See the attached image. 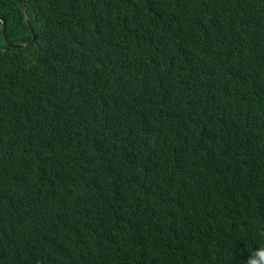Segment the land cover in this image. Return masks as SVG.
Returning <instances> with one entry per match:
<instances>
[{"label":"trees","instance_id":"16d2710c","mask_svg":"<svg viewBox=\"0 0 264 264\" xmlns=\"http://www.w3.org/2000/svg\"><path fill=\"white\" fill-rule=\"evenodd\" d=\"M0 0V264H244L264 248V0Z\"/></svg>","mask_w":264,"mask_h":264},{"label":"water","instance_id":"95a60500","mask_svg":"<svg viewBox=\"0 0 264 264\" xmlns=\"http://www.w3.org/2000/svg\"><path fill=\"white\" fill-rule=\"evenodd\" d=\"M18 4H19L20 10L22 12V17L25 20L28 29L31 30V26H30V23H29V18L27 16L26 12L24 11L23 4H22L21 0H18ZM4 21H5L4 16L0 15V32H1V34H2V36H3V38H4L6 43H10V44H13L15 46H18V45H21V44L25 43L26 41L32 40L34 38L35 33L31 32L28 38H26L24 40H18L16 42L11 43L8 40L7 35L5 33V30H4Z\"/></svg>","mask_w":264,"mask_h":264},{"label":"clouds","instance_id":"9594fccd","mask_svg":"<svg viewBox=\"0 0 264 264\" xmlns=\"http://www.w3.org/2000/svg\"><path fill=\"white\" fill-rule=\"evenodd\" d=\"M244 264H264V248L256 249Z\"/></svg>","mask_w":264,"mask_h":264}]
</instances>
